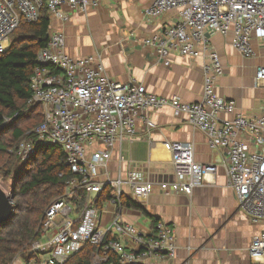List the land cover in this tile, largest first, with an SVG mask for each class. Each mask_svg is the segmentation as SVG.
Wrapping results in <instances>:
<instances>
[{"label": "built area", "instance_id": "1", "mask_svg": "<svg viewBox=\"0 0 264 264\" xmlns=\"http://www.w3.org/2000/svg\"><path fill=\"white\" fill-rule=\"evenodd\" d=\"M103 1L0 0V56L9 49V39L22 19L38 21L44 7L51 20L68 21L70 14L65 8L87 14ZM170 11L177 14L174 23L150 35L145 44L166 66L171 64L172 54L205 59L204 95L199 102L157 96L141 83L112 79L100 57L73 58L66 52L65 34L51 28L48 46L38 53L31 79L33 98L22 113L37 104L43 107L45 120L36 129L38 143L61 147L74 176L67 182L65 194L46 211L41 233L45 240L32 244V264H67L88 245L101 249L91 264H152L175 258V233L162 220L156 223V234L150 235L118 213L113 223L101 230L97 208L106 194L108 202L121 210L124 201L142 205L157 190L192 195L206 175L216 173L215 165L197 162L192 143L166 142L164 146L172 154L174 181H143L135 167H130L126 179L103 178L118 144L136 138L140 120L154 126L145 118L146 113L165 107L186 115L191 125L207 135L211 149L226 153L229 184L239 209L263 227L252 241L249 256L256 264H264V111L255 117H219L236 104L216 93L217 80L225 71L210 40L214 34L233 33V48L243 57H256L254 40L264 51V0H152L146 14L151 20H160ZM256 80L264 84V62L257 69ZM13 119L5 123L9 125ZM16 153L24 162L29 161L36 154L34 141H22ZM93 193L97 194L94 198ZM123 237L135 247H127Z\"/></svg>", "mask_w": 264, "mask_h": 264}, {"label": "crops", "instance_id": "2", "mask_svg": "<svg viewBox=\"0 0 264 264\" xmlns=\"http://www.w3.org/2000/svg\"><path fill=\"white\" fill-rule=\"evenodd\" d=\"M151 4L152 0H105L87 14L65 8L70 14L68 21L53 18L51 25L54 31L65 34L69 55L100 57L112 79L141 83L150 94L178 97L184 103L201 101L205 59L172 54L171 64L166 66L158 61L156 51L145 44L150 35L172 25L177 18L176 12L170 11L160 20H151L146 14ZM232 36L233 33L210 37L225 71L217 80L216 93L236 104L233 110L220 114L222 120L238 115L255 117L264 111V84L256 80L257 69L264 62V51L254 40L257 56L243 57L233 48ZM145 118L154 126L144 119L137 123L136 138L118 144L103 178L108 175L126 179L130 167H135L143 181H174L172 154L166 150V142L192 143L197 162L215 165L217 171L206 175L204 183L192 195L157 190L143 201L142 208L121 210L104 199L105 195L101 196L97 205L101 230L109 227L118 213L150 235L156 234V223L162 220L175 233L177 254L173 259L152 264H256L249 256V249L263 227L239 209L229 184L226 153L211 149L207 135L171 107L150 110ZM125 190L130 197L129 189ZM121 241L127 247H135L125 237Z\"/></svg>", "mask_w": 264, "mask_h": 264}, {"label": "trees", "instance_id": "3", "mask_svg": "<svg viewBox=\"0 0 264 264\" xmlns=\"http://www.w3.org/2000/svg\"><path fill=\"white\" fill-rule=\"evenodd\" d=\"M51 21L46 7L38 21L22 19L12 34L9 49L0 56V174L16 191L14 213L0 224V264H13L19 257L23 264H30L34 258L31 246L41 237L45 211L63 195L74 176L61 147L38 143L36 129L45 120L43 107L37 104L22 113L33 98L31 79L38 65V53L48 46ZM12 118L7 125L6 120ZM30 139L36 145V154L27 163L16 149ZM104 199H109V194ZM124 205L142 208L131 200L124 201ZM98 253V246L88 245L67 264H91ZM112 260L117 262L116 257Z\"/></svg>", "mask_w": 264, "mask_h": 264}, {"label": "water", "instance_id": "4", "mask_svg": "<svg viewBox=\"0 0 264 264\" xmlns=\"http://www.w3.org/2000/svg\"><path fill=\"white\" fill-rule=\"evenodd\" d=\"M97 194L93 193L92 197ZM13 197L8 196L3 190L0 189V224L6 223L14 213Z\"/></svg>", "mask_w": 264, "mask_h": 264}, {"label": "rangeland", "instance_id": "5", "mask_svg": "<svg viewBox=\"0 0 264 264\" xmlns=\"http://www.w3.org/2000/svg\"><path fill=\"white\" fill-rule=\"evenodd\" d=\"M14 35V34H13ZM13 35H11V37H10V39H9V47H10V44H11V39H12V37H13ZM11 124V123H10ZM26 141H28V140H26ZM32 159L30 158V160L29 161H27V163H29L30 161H31ZM0 189L1 190H3L8 196H10V197H13V199H14V194H15V190H14V188L12 187V184L10 183V182H8V181H6L5 179H4V175L3 174H0ZM65 192H66V187H65V190H64V192H63V195L65 194ZM60 198V197H59ZM53 203H54V201H53ZM52 203V204H53ZM51 204V205H52ZM13 205H14V200H13ZM51 205H49L48 207H47V209L51 206ZM15 206V205H14ZM46 209V210H47ZM46 212V211H45ZM45 217H46V214H45V216H44V221H45ZM44 221H43V224H44ZM42 230H43V226H42ZM41 230V231H42ZM42 233V232H41ZM42 239V237H40L38 240H41ZM37 240V241H38ZM34 243V242H33ZM32 243V244H33ZM32 247V246H31ZM20 260H21V264H23V260L22 259H20V257L19 258H17L16 259V261H14V263L13 264H19V262H20ZM30 264H32V261H31V263Z\"/></svg>", "mask_w": 264, "mask_h": 264}]
</instances>
